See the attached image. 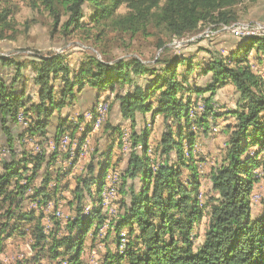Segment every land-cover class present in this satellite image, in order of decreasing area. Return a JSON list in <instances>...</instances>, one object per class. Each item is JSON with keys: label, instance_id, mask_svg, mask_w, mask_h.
<instances>
[{"label": "trees", "instance_id": "16d2710c", "mask_svg": "<svg viewBox=\"0 0 264 264\" xmlns=\"http://www.w3.org/2000/svg\"><path fill=\"white\" fill-rule=\"evenodd\" d=\"M40 1L52 16L53 28L59 27L64 34L88 23H109L131 34L146 33L153 25L164 30L171 42L203 24L236 20L230 9L235 0ZM121 5L126 12H117ZM9 9L0 7L1 30L9 26ZM226 35L233 38V48L226 56L210 57L204 64L180 52L214 36L191 42L174 50L175 54L162 50L152 64L135 57L107 62L86 56L73 68L59 53L36 54L28 62L0 55V123L5 136V143H0V253L7 239L26 235L34 251L31 264L40 259L82 264L87 236L93 242L108 220L100 195L111 166L110 171L119 174L116 213L107 225V230H113L115 251L107 252L102 264H264V197L255 218L250 200L256 181L254 170L264 172V82L249 59L251 51L253 58L264 57V36ZM163 45L158 40L157 48ZM28 67L31 77L23 71ZM193 74L205 78L202 84L190 82ZM29 81L36 87L35 97L27 90ZM229 84L238 93L236 107L220 113L214 106V95ZM86 86L96 91L98 100L112 96L109 107L107 100L102 101L107 102L108 111L117 103L119 121H125L112 125L105 118L100 133L113 141L121 136L124 125L130 130L131 146L122 172L110 163L112 144L99 158H90L84 175L73 170L84 147L79 142L91 132L98 105L88 112L89 120L84 113L70 120L61 116V110ZM199 101L203 111L190 114ZM147 113L152 118L161 116L165 124L154 146L149 141V128L133 131L135 120ZM221 116L232 121L223 130L227 134L224 156L208 172L214 195L209 196V218L202 240L195 244L194 229L205 210L198 197L200 180L193 146L198 132L212 131L209 124ZM12 125L16 131L10 129ZM52 125L54 131L48 136ZM65 134L78 141L72 153L45 151V143L52 140V145H60ZM31 142L39 144L42 151L32 152ZM252 148L255 151L251 152ZM37 177L41 178L38 183ZM66 191L72 195L67 201L70 215L61 223L53 220L57 227L48 233L43 213L23 208L26 199L37 200L39 205L52 203L56 208ZM105 234L107 238L108 232Z\"/></svg>", "mask_w": 264, "mask_h": 264}, {"label": "rangeland", "instance_id": "374dc122", "mask_svg": "<svg viewBox=\"0 0 264 264\" xmlns=\"http://www.w3.org/2000/svg\"><path fill=\"white\" fill-rule=\"evenodd\" d=\"M8 6L10 8L9 26L0 29V55L8 56L15 58L16 60H23L28 62L32 56L36 54L46 55L49 53H59L65 55L69 66L77 67L79 62L86 56H94L99 60L112 62L120 58H138L145 63L152 64L153 60L161 54L163 50L166 54H175V51L171 48L170 36L162 29L155 28L153 25H149L146 33L140 31L131 34L129 32H123L116 29L109 23L105 24H94L88 23L84 27L69 31L66 34L63 33L62 29L53 28L52 16L48 10L44 7L43 3L40 0H0V7ZM234 12L236 21H247V22H261L264 23V0H235V3L230 8ZM127 11V8L123 5L117 8L118 13H124ZM65 17H62L64 20ZM230 22V23H232ZM214 25V24H210ZM207 28V25H202L198 28ZM197 30V31H198ZM243 35H259L264 36L263 32H249L241 33L240 37ZM163 41L164 45L161 48H157V43ZM233 38L223 34L214 36L211 39H205L202 41H197L193 44L188 45L181 50V54L187 56H193L194 62L204 64L209 61L210 57L216 58L221 56H226L229 52V47ZM254 51L249 53V59L252 62L253 69L258 72L261 77V80L264 82V57L253 58ZM183 67H179L181 72ZM24 74L27 77H31L32 73L28 68L23 69ZM190 82L196 84H202L205 80L204 77H198L194 74L189 77ZM56 84H59L58 82ZM27 90L30 91V94L34 96L36 87L33 85L32 81L27 83ZM235 87L230 85L227 87H222L216 91L214 95V103L216 105V110L231 109L236 107V100L238 93L235 92ZM35 97V96H34ZM110 99V100H109ZM102 100H107L108 107L109 103L112 100V96L109 98L102 97L97 101L96 106ZM202 102V101H201ZM78 104V103H77ZM107 107V108H108ZM64 109V108H63ZM61 112L65 113V110ZM190 114H200L202 109H197L195 106L191 108ZM90 110L88 109L84 112V118L87 117V113ZM193 112V113H192ZM222 113V112H220ZM100 124L98 127H95L92 123L91 131H98L103 124V122L108 121L110 124L115 125L120 120L116 112V109L112 105V109L104 112L103 115H100ZM94 118V116H93ZM76 119V117H75ZM232 118L226 122H231ZM10 125L7 123V126ZM226 124L223 122H216L211 124V130L208 133L198 132V137H202V140H197L193 146V155L197 159L198 163L194 164V167L200 178V189H199V199L203 208L205 210V215L201 221L196 225L194 229L193 241L198 243L202 240V235L206 228L208 222L207 214V204H209V196L214 195L210 190V182L208 180L207 171L210 168L209 161L217 163L220 162L224 156V141L226 136L223 134ZM128 128V126L126 125ZM125 125L123 126L122 133L127 129ZM144 128H149L150 136L149 141L152 143V146L160 139L162 132L165 130V124L161 116L151 117L150 113H147L142 118H137L134 123L133 131L139 132ZM12 131H16L15 127L12 125L10 128ZM129 129V128H128ZM49 130L52 131L50 127ZM205 135V136H204ZM121 142V144L119 143ZM0 143H5V136L3 134L2 126L0 123ZM77 139L73 140V145L66 149V152L72 153L75 146L77 145ZM85 143V144H84ZM90 143L92 149L90 151V158H99V155L108 148V145L112 144L113 154L110 160V163L113 165L116 171L122 172L125 170L127 165L128 155L123 152L122 147V134L117 138L112 140H107L104 133H98L93 136H90V141L88 136L83 138L79 144L83 147V151H79V157L87 156L90 150ZM18 143L16 144L17 150ZM29 145L26 144L25 148L28 149ZM139 148V147H138ZM255 151V148L251 149V152ZM150 152V150H148ZM64 153V152H62ZM89 160L84 162L80 160L79 165H75L73 168L76 175H84L86 172V166L89 163ZM195 161V162H196ZM202 164H201V163ZM205 163L206 165H204ZM201 164V165H200ZM111 167V166H110ZM108 168V172L104 176V187L107 188V191H104L102 188L101 195L108 193V199H110V205L117 207L115 203L118 198L115 199V192H109L112 190L113 182L119 181V174L117 172L112 173ZM205 169V170H203ZM205 171V172H204ZM256 181L254 183L252 192L250 194L251 200V216L253 218L257 217L261 212L260 201L264 197V172L261 169H255L253 173ZM126 178V177H125ZM130 182V178H126ZM41 178L37 177L36 183L40 182ZM137 180V179H136ZM137 182V181H136ZM73 183V182H72ZM71 183V184H72ZM138 186V183H136ZM100 195V204L102 206V211L107 214L108 220H110L112 213L109 210H103V207L107 206L106 197H101ZM64 198L57 200L55 210L53 204L50 203V208H48L43 214L48 216V220L42 218L44 223V228L46 232H50L56 229V224L53 220H57L60 223L64 222V218L68 217L71 212V206L68 204V200L72 198L70 192H65L62 195ZM29 202L25 200L23 208L26 210H34L36 214L42 212V207L45 205L39 206H29ZM29 204V205H28ZM28 205V206H27ZM90 205L88 204L86 208ZM22 208V207H21ZM85 210H88L86 209ZM56 212H60L59 215ZM86 212V211H85ZM52 216L54 218H52ZM60 217V218H58ZM2 221V219H0ZM106 220V221H108ZM108 225V224H107ZM107 226H103L97 238L92 242L90 240L91 236L86 238V246L83 250L82 264H102L103 258L107 252L115 251V244L113 243V230H107ZM106 231L108 232V237L106 238ZM59 233V232H58ZM106 238V239H104ZM31 240L29 237L14 235L10 239H7L4 243V250L0 253V264H17L21 262L22 264H31V258L34 255V251L30 248ZM120 248H122L120 246ZM48 261L46 259H40L35 264H44Z\"/></svg>", "mask_w": 264, "mask_h": 264}, {"label": "built area", "instance_id": "2783aa9c", "mask_svg": "<svg viewBox=\"0 0 264 264\" xmlns=\"http://www.w3.org/2000/svg\"><path fill=\"white\" fill-rule=\"evenodd\" d=\"M263 31H264V23L256 22V21L255 22L236 21L228 24H219V25H215L213 28H202L201 30L187 34L179 39H175L174 41L171 42V48L173 50H179L191 42H194L199 39L210 38L217 34H229L240 37L241 33L263 32ZM195 107H199L203 111V102L199 101ZM103 111H108V108H103ZM21 126L24 127V125ZM60 138H62V145H52V140H49L47 143L44 144V148L46 149L45 151L47 153H50L54 150L59 152H65L66 149L69 148L73 143V140L71 139L69 134ZM122 142H123L122 144L123 152L125 154H128L131 146L130 130L128 128L122 133ZM31 144H32V152L42 151V148L39 144L35 142H31ZM112 173L114 172L112 171ZM118 183L119 181L113 182L112 190H110L109 192H115V187H117ZM101 197H106L107 200V207H103V210L111 211L112 216H114L116 213V209L114 205H110V199H108V193L101 195ZM29 204H28L29 206H39L37 200H34V202H29ZM48 208H50V203H47L45 206L42 207V213L45 214L44 212ZM55 210H59V209L56 208ZM43 217L44 219L48 220V216L43 215ZM109 221L110 220L105 221L103 226H107Z\"/></svg>", "mask_w": 264, "mask_h": 264}, {"label": "crops", "instance_id": "0c3cea01", "mask_svg": "<svg viewBox=\"0 0 264 264\" xmlns=\"http://www.w3.org/2000/svg\"><path fill=\"white\" fill-rule=\"evenodd\" d=\"M232 41V40H231ZM231 48H233V46L231 45L228 49L230 50ZM227 86H230V84L229 85H226V86H224V88L225 87H227ZM218 91V90H217ZM235 92H236V90H235ZM110 95H112L111 93H110ZM97 101H98V95H97V93H96V91L94 90V89H92V88H90V87H88V86H86V87H84L77 95H76V97H75V99L73 100V102L69 105V106H66L65 108H66V111H65V113H63V112H61V116H67V117H69V119L70 120H75V117H77L79 114H82V113H84V112H86L88 109L89 110H91V109H93V107L96 105V103H97ZM78 103V104H77ZM215 106V108H216V105H214ZM113 107L115 108V107H117V103H114L113 104ZM65 108L63 109V110H65ZM116 109V108H115ZM220 112H224V110H220ZM119 115V114H118ZM225 116V115H224ZM224 116H221V117H217L214 121H213V123L215 124L216 122H223L224 124H227V123H229V122H226V121H228V120H230V118H228V119H225V117ZM85 119H87V120H89V117H86ZM117 121H119V120H117ZM125 123V121H119L117 124H120V125H123ZM211 124H209V126H210ZM51 128H52V131L51 130H49V132L47 133L48 134V136H52V132L54 131V125H52L51 126ZM211 128V127H210ZM79 130H81V129H83V126L81 127V129L80 128H78ZM222 132H223V134L226 136V134H225V132L222 130ZM100 134V129L98 130V131H91L87 136H88V138H89V141H90V136H93V135H95V134ZM205 136V135H204ZM76 139V138H75ZM197 140H199V141H201L202 140V137H198L197 138ZM19 144V143H18ZM91 149H92V146H91V143H90V150H89V152H88V154H87V156H85V157H80L79 158V161H78V164L77 165H79V162H80V160L81 161H85V160H89V156H90V151H91ZM196 163H198L197 161L194 163V164H196ZM201 163V162H200ZM209 165L210 166H212V165H214V164H216L215 162H213L212 161V159H211V161H209ZM218 163V162H217ZM202 164V163H201ZM200 164V165H201ZM204 165H206L205 163H203ZM76 165V166H77ZM203 170H205V169H203ZM209 170H210V168L208 169V171H207V174H208V172H209ZM205 172V171H204ZM199 180H200V178H199Z\"/></svg>", "mask_w": 264, "mask_h": 264}, {"label": "bare ground", "instance_id": "6f19581e", "mask_svg": "<svg viewBox=\"0 0 264 264\" xmlns=\"http://www.w3.org/2000/svg\"><path fill=\"white\" fill-rule=\"evenodd\" d=\"M207 28H213V26H207ZM103 108H107V102L106 101H101V103H99L98 106H97L98 116L96 117V121H95V124H94L95 127H98V124L100 122V117H101L100 115H103L104 112H105V111H103ZM18 118L20 120H22L21 115H19ZM97 120H98V122H97ZM96 122H97V124H96ZM65 135H67V134H65ZM65 135H63L62 137H64ZM60 145H62V138L60 139ZM59 213L60 212H57L58 215H59ZM58 218H60V217H58ZM44 264H54V263L53 262L52 263L51 262H47V263H44Z\"/></svg>", "mask_w": 264, "mask_h": 264}]
</instances>
